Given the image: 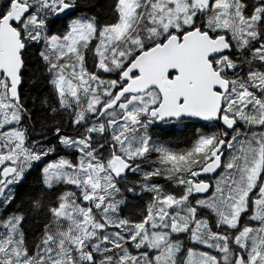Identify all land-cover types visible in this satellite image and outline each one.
Masks as SVG:
<instances>
[{
  "label": "snow or ice",
  "instance_id": "1",
  "mask_svg": "<svg viewBox=\"0 0 264 264\" xmlns=\"http://www.w3.org/2000/svg\"><path fill=\"white\" fill-rule=\"evenodd\" d=\"M0 264H264V0H0Z\"/></svg>",
  "mask_w": 264,
  "mask_h": 264
}]
</instances>
